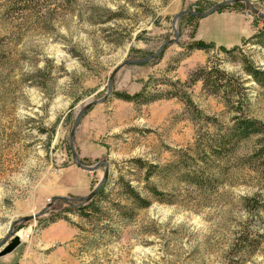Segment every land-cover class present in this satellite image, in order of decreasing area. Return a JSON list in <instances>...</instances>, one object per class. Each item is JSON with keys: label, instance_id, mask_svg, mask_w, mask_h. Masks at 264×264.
<instances>
[{"label": "rangeland", "instance_id": "1", "mask_svg": "<svg viewBox=\"0 0 264 264\" xmlns=\"http://www.w3.org/2000/svg\"><path fill=\"white\" fill-rule=\"evenodd\" d=\"M221 1L0 0V241L52 203L14 225L21 243L0 264H264V131L212 148L237 116L264 123V81L244 68L264 71V17L252 8L264 14V0L182 14L177 42L117 71L75 131L81 163L109 164L99 208H76L105 173L73 161L77 113L107 93L116 65L174 37L176 13ZM194 40L213 48L187 53ZM200 67L224 71L217 92L188 82ZM146 83L148 96H175L114 94Z\"/></svg>", "mask_w": 264, "mask_h": 264}, {"label": "trees", "instance_id": "2", "mask_svg": "<svg viewBox=\"0 0 264 264\" xmlns=\"http://www.w3.org/2000/svg\"><path fill=\"white\" fill-rule=\"evenodd\" d=\"M236 3L237 2L225 3L219 9H221L225 5H233ZM187 15L195 16V15L189 14V13H187ZM212 48H213L212 43H210V42L207 43V42H204L202 40H194V41L188 43V45L186 46L187 53L194 50V49H202V50L207 51V50H210ZM220 48H222L223 51L230 52V51H232V49H235L236 47H232V49H227V48H224L223 46H220ZM245 62H246L244 65L245 71L248 74H250L255 80L259 81L260 83L263 82L264 81V71L260 70V69H256L247 60H245ZM223 74H224V71L220 70V69L210 68L207 70L203 67H200L199 69H196L190 73L188 82L194 83L195 81L201 80L203 82L204 87L208 86L210 88V92L215 93L219 89V83L217 81L218 79H220L219 75H223ZM213 76H215L216 79H215V77L213 79ZM147 87H148V85L146 83L141 88V90H139V91H135V92L119 91V92H115L114 94L116 97H118L120 99L129 101V102H133L135 104H137V103L146 104V103H149V102L157 100V99L170 98V97L175 96V94H168V95H166V94L165 95L153 94V95L148 96ZM184 101L188 105L191 104V101L188 97H185ZM263 131H264V123H262L261 121H258L256 119H252V118H249L246 116H240V117L237 116L235 118L233 125L229 128V131L226 132L225 134H223L222 136H220L217 143L212 145V148L215 149L216 152H218V150H220L222 148V146L226 140H228V142L231 140H233L234 142H238V141H241L243 139L248 138L252 134L260 133ZM192 181L196 182V181H194V179H192ZM105 186H106V182L99 188V190L97 191L95 196L92 199H90L89 201L84 202V203H80V202L76 203V204H79L76 206V208H78L79 212L83 213L88 209L91 211L97 210L99 208L97 200H98V198H100L101 194L103 193ZM127 192L129 193L130 198L135 203L139 204V206H145V205H141L140 202H144V201L133 188L128 186ZM72 207H74V205H72L71 208Z\"/></svg>", "mask_w": 264, "mask_h": 264}, {"label": "water", "instance_id": "3", "mask_svg": "<svg viewBox=\"0 0 264 264\" xmlns=\"http://www.w3.org/2000/svg\"><path fill=\"white\" fill-rule=\"evenodd\" d=\"M237 0H224V1H221V2H218L216 4H214L213 6H211L209 9H207L206 11L200 13L198 11H195V10H191V9H184V10H181L179 11L178 13H176L174 15V18H173V21H172V28H173V31H174V37L171 38V39H168L164 42H162L159 47L151 54L147 55L146 57H143V58H140V59H124L121 63H119L118 65H116L113 70L111 71L110 75H109V78H108V87H107V93L100 99H96V100H92V101H89L88 103H86L81 109L80 111L77 113L76 117H75V121H74V124H73V127L71 129V132H70V136H69V141H70V147H71V153H72V158H73V161L76 165L80 166L81 168H84L86 170H94L98 165L100 164H104L105 165V173H104V176L101 178V180L94 186V188L91 190V192L84 196V197H81L79 198L80 199V203H84V202H87L89 201L90 199H92L95 194L97 193V191L99 190V188L107 181V178H108V174H109V164L106 160H102V161H99L98 163H96L95 165H92V166H87V165H84L83 163H81L79 160H78V156H77V153L74 149V135H75V131L79 125V122H80V119L81 117L83 116V114L94 104L96 103H100V102H104L106 101L110 95H111V91H112V81H113V78L115 76V74L117 73V71L125 64H129V63H144V62H147L153 58H155L156 56L159 55V53L169 44L173 43V42H177L178 39H179V32L176 28V20L177 18H179L182 14H193L195 16H198V17H205L215 11H217L222 5H224L225 3H229V2H235ZM248 2V1H247ZM249 3V2H248ZM253 10L262 15L264 17V14L260 13L258 10L255 9V7H253ZM56 199H63V200H68L70 198L66 197V196H54L52 201L53 200H56ZM52 203H48V205L42 209L41 211L37 212V213H34V214H31V215H28V216H24L18 220H15L11 223V227L7 233V235L4 237L3 240L0 241V257L10 253L11 251H13L18 245H20L21 243V236L18 234V232L14 231L13 230V227L16 223L18 222H22V221H28L32 218H36L38 217L39 215L43 214L45 212V210L47 209V207H49Z\"/></svg>", "mask_w": 264, "mask_h": 264}, {"label": "crops", "instance_id": "4", "mask_svg": "<svg viewBox=\"0 0 264 264\" xmlns=\"http://www.w3.org/2000/svg\"><path fill=\"white\" fill-rule=\"evenodd\" d=\"M135 91H139V89H135V90H133V91H131V92H135ZM130 92V91H129ZM128 103H130L129 101H127ZM131 104V103H130Z\"/></svg>", "mask_w": 264, "mask_h": 264}, {"label": "bare ground", "instance_id": "5", "mask_svg": "<svg viewBox=\"0 0 264 264\" xmlns=\"http://www.w3.org/2000/svg\"><path fill=\"white\" fill-rule=\"evenodd\" d=\"M18 234L21 235V232H19Z\"/></svg>", "mask_w": 264, "mask_h": 264}]
</instances>
